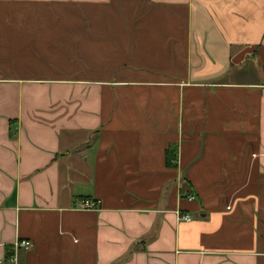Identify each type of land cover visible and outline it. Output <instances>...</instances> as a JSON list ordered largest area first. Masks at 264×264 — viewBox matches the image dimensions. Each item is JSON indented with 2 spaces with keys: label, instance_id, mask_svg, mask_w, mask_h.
Wrapping results in <instances>:
<instances>
[{
  "label": "crops",
  "instance_id": "0c3cea01",
  "mask_svg": "<svg viewBox=\"0 0 264 264\" xmlns=\"http://www.w3.org/2000/svg\"><path fill=\"white\" fill-rule=\"evenodd\" d=\"M0 264H264V0H0Z\"/></svg>",
  "mask_w": 264,
  "mask_h": 264
},
{
  "label": "built area",
  "instance_id": "2783aa9c",
  "mask_svg": "<svg viewBox=\"0 0 264 264\" xmlns=\"http://www.w3.org/2000/svg\"><path fill=\"white\" fill-rule=\"evenodd\" d=\"M83 206L85 208H90V205L88 203H86V202L83 204ZM176 216L178 217V220H180V221H188V218L185 217V216L184 217L178 216L177 213H176ZM14 248L15 249L16 248H22L23 250H27V249L30 248V244L27 241H18V242L14 243Z\"/></svg>",
  "mask_w": 264,
  "mask_h": 264
},
{
  "label": "trees",
  "instance_id": "16d2710c",
  "mask_svg": "<svg viewBox=\"0 0 264 264\" xmlns=\"http://www.w3.org/2000/svg\"><path fill=\"white\" fill-rule=\"evenodd\" d=\"M170 159H171V156L168 155V156L166 157V163H167L168 165L170 164V163H169Z\"/></svg>",
  "mask_w": 264,
  "mask_h": 264
}]
</instances>
